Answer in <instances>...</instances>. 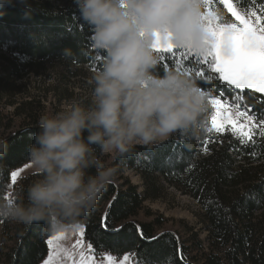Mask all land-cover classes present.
Returning <instances> with one entry per match:
<instances>
[{
    "label": "trees",
    "instance_id": "16d2710c",
    "mask_svg": "<svg viewBox=\"0 0 264 264\" xmlns=\"http://www.w3.org/2000/svg\"><path fill=\"white\" fill-rule=\"evenodd\" d=\"M233 1L243 12L264 11V0ZM211 5L225 23H236L221 0H211ZM92 34L75 0H11L0 5V96L10 92L11 79L21 78L31 64L56 61L71 72L102 68L104 53L93 46ZM170 69L194 78L207 101L220 98L231 104L235 100L241 111L257 119L264 116L263 94L237 100L234 86H227L218 73L195 76L196 71L207 69L206 64L181 59L178 53L160 60L157 71L163 74ZM207 105V131L198 139L176 133L151 146L137 145L130 156H115L110 165L118 169L113 181L80 224L96 257L130 255L135 264H264V137L255 135L253 141L241 143L229 131L209 132L212 113ZM35 110L18 113L22 127L0 134L7 141L0 157V200L19 203L20 194H26L27 187L40 178L34 173L10 184L11 173L30 163L28 149L39 131L40 116ZM103 155L97 149L104 162ZM88 172L94 174L95 169ZM126 172L140 177L142 192ZM169 189L198 203L206 240L192 229L185 239L164 231L167 220L146 209L147 201L163 199ZM142 214L153 220L139 221ZM0 232V264H41L48 255L52 233L44 222L24 225L0 216Z\"/></svg>",
    "mask_w": 264,
    "mask_h": 264
},
{
    "label": "clouds",
    "instance_id": "9594fccd",
    "mask_svg": "<svg viewBox=\"0 0 264 264\" xmlns=\"http://www.w3.org/2000/svg\"><path fill=\"white\" fill-rule=\"evenodd\" d=\"M11 0H0V5ZM25 3L26 0H21ZM93 30L92 44L104 53L93 75L92 103L74 102L53 116H42L28 149L40 178L15 201L0 200V216L19 224L44 222L70 237L113 181L118 169L97 156L124 158L136 146H151L183 133H206L207 98L196 80L170 69L157 71L158 35L178 48L203 55L210 35L203 0H75ZM7 141L0 139V157ZM2 167V166H0ZM95 169L89 174V169Z\"/></svg>",
    "mask_w": 264,
    "mask_h": 264
},
{
    "label": "rangeland",
    "instance_id": "374dc122",
    "mask_svg": "<svg viewBox=\"0 0 264 264\" xmlns=\"http://www.w3.org/2000/svg\"><path fill=\"white\" fill-rule=\"evenodd\" d=\"M228 3H231L234 10L239 12L241 15H245V18L249 19L250 21L254 22L256 20V16L250 15L252 12H255L257 15H260L262 18H264V11L243 12L235 5L233 0H228ZM225 5L227 7V4ZM206 11L215 14L212 9L211 0L209 8L207 10L204 9V12ZM233 18L235 19V17ZM261 22L264 23V19H262ZM236 23L239 24L238 21H236ZM29 68L30 69L21 75V78L19 77V79L16 80L11 79V85L13 88L10 89L9 93H3L0 96L1 135L9 134L10 132L16 131L22 127L21 122L23 121H21V119L16 116L18 113L24 112L26 108L36 109L35 111L39 113L41 118L45 115H56L67 109L74 102H78L84 107H88L92 103V92L94 89L93 75L95 73L94 70L76 68V70L71 72L68 70L69 68L63 63L56 61H46L40 64H31ZM212 99L220 98L208 99L207 102L211 108V116L215 111L211 104ZM221 103L223 102L221 101ZM28 104L34 105L32 106ZM24 118L27 117L25 116L23 119ZM9 124H13L11 125V130L7 129V125L9 126ZM236 126L250 130V134H253V136L260 135V127H254L244 119L238 121ZM230 129L231 125L225 124L224 131L218 133H224L226 131L232 133ZM115 156V153L104 154L103 157L105 159V165L110 166ZM13 172L16 173L15 179L12 178ZM13 172L11 173V185L17 184L21 179L26 178L34 173H38L32 169L31 163H28L14 170ZM125 176L129 178L133 184L139 186L140 192L143 191V183L140 177L136 176L132 172H126ZM145 206L146 209L150 210L151 213L155 215V217L163 216L167 220V223L163 227L164 231L175 232L180 237L185 239L188 238L189 230L192 229L194 230V233L199 234L202 240L207 239L206 226L203 221L202 211L198 203L189 196L183 195L175 189H169L168 193L163 199L157 201H147ZM138 220L142 222H150L153 219L146 218L142 214ZM53 235L54 234H52L48 240L51 239ZM77 240L81 242L80 247L75 249L76 254L73 256L72 260L66 261L65 264H78L80 259L78 253L81 250L85 252L86 257H91L92 264H108V256H112L115 264H135L134 259L130 255H124L128 256L127 261H124V256L116 257L111 254L96 257L93 254L92 248L88 247L89 244L85 241L84 236L79 235V233L67 237L63 243L67 247L71 248L72 246L76 245ZM8 246L11 247L12 245ZM53 251L54 249L52 246L48 244V255L41 264H45ZM53 264H56L55 260H53Z\"/></svg>",
    "mask_w": 264,
    "mask_h": 264
},
{
    "label": "snow or ice",
    "instance_id": "6c2138e0",
    "mask_svg": "<svg viewBox=\"0 0 264 264\" xmlns=\"http://www.w3.org/2000/svg\"><path fill=\"white\" fill-rule=\"evenodd\" d=\"M227 4L228 11L235 17L237 23H225L221 17L212 12H204V20L210 35L207 51L203 54H197L188 48H178L170 43L167 38H160L154 42V50L158 54L161 61L166 58H175L179 53L181 59L194 58L197 65L206 64V70L196 71L195 76L203 77L207 71L218 73L219 79L226 82L229 87L234 86L233 92L237 93L236 99H241L245 95L254 96L255 94H264V23L262 18L255 12L250 15L256 16V20L250 21L234 10L233 5L228 0H221ZM204 9L210 6V0H203ZM178 62V61H174ZM164 67H167L166 65ZM237 90H254V92L246 93ZM211 104L215 109L211 116V127L209 132L224 131V125H231L233 135L237 136L241 143L253 141V134L250 130L237 127V122L244 119L254 127H260L259 134L264 137V116L257 119L255 114H250L247 110L241 111L240 105L235 100L229 104L227 100L221 103L220 99H212ZM219 119V123H218ZM16 173H12L15 179ZM11 202V201H10ZM106 226V225H105ZM84 236L82 226L72 234ZM65 234L53 235L47 243L52 246L54 251L45 264H65L66 261L72 260L76 254L75 249L80 247L81 242L77 240L76 245L67 247L63 241L66 240ZM91 248V245H88ZM80 259L78 264H92L91 257H86L84 251L78 253ZM108 264H115L112 256L107 257ZM128 260V256H124V261ZM140 264V262H138Z\"/></svg>",
    "mask_w": 264,
    "mask_h": 264
}]
</instances>
